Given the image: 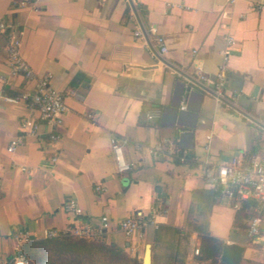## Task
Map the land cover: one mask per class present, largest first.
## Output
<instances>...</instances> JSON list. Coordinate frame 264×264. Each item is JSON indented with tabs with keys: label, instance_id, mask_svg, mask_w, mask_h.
Here are the masks:
<instances>
[{
	"label": "crops",
	"instance_id": "1",
	"mask_svg": "<svg viewBox=\"0 0 264 264\" xmlns=\"http://www.w3.org/2000/svg\"><path fill=\"white\" fill-rule=\"evenodd\" d=\"M18 1L0 0V20L19 23L23 57L36 75L50 74L67 110L56 140L27 136L8 153L27 109L0 100V260L11 256L18 230L37 240L49 229L98 227L106 215V242L139 259L149 243L151 264L196 261L202 237L243 246L238 264H264V243L247 234L250 211L236 217L234 201L203 178L206 163L264 152V0ZM137 29L141 35H134ZM151 29L163 36L166 52H159ZM228 34L236 43L218 100L194 63L212 79ZM5 45L0 33V88L31 89L33 80L11 75ZM153 108L159 116L147 119ZM113 135L130 140L123 153L134 166L126 172L116 170ZM164 138L196 159L153 158L134 147ZM96 184L106 190L96 191ZM69 200L81 214L65 211ZM153 206L164 211L158 227L126 238L119 222Z\"/></svg>",
	"mask_w": 264,
	"mask_h": 264
},
{
	"label": "built area",
	"instance_id": "2",
	"mask_svg": "<svg viewBox=\"0 0 264 264\" xmlns=\"http://www.w3.org/2000/svg\"><path fill=\"white\" fill-rule=\"evenodd\" d=\"M27 2L28 0H19L17 4L24 6ZM151 32L154 35L153 40L157 44L159 52H166L167 48L163 36L156 33L154 29H151ZM0 33L6 35L5 49L7 65L11 75H20L26 80H33L31 89L16 94L8 93L4 87L0 88L1 101L11 104L23 103L27 109V114L20 123L21 133L9 141L6 147L7 152H13L27 136H35L40 142L56 140L59 137L58 129L63 123V116L67 110L63 92L51 84L49 73L36 75L23 57L21 31L17 21L12 18L1 19ZM134 35H141V31L139 29L135 30ZM235 43V39L231 35L225 36L224 45L219 52L221 61L212 79L201 73L199 65L194 63V72L201 80L209 83L210 91L218 100L224 97L227 63ZM184 108L185 105L181 101L180 109ZM159 113V109L153 108L148 110L145 116L147 119H153L159 116ZM90 116V114H87V117ZM42 125L45 126L46 130H40ZM210 141L211 135L208 134L203 145L205 151L209 150ZM129 142L130 140L126 137L113 135L110 138L111 152L115 160L116 170L119 173L126 172L134 166L133 162L125 159L123 153V146ZM134 147L138 150H145L153 158L164 155L180 163L196 159L188 149L181 148L177 140L171 138L160 139L149 145L135 142ZM52 161H55V157H52ZM203 178L215 193L233 200L235 208L239 207V201L251 200L252 214L247 220V234L251 239L262 235L264 229V152L262 154L233 157L226 163H206L203 168ZM94 189L96 191L106 190L102 184H96ZM63 206L67 212L81 214V209L74 200L67 201ZM163 213L164 211L157 206L151 207L147 213L134 211L119 222V227L126 238L133 235L140 237L145 228L158 227V217ZM108 226L109 219L106 215H103L98 227L82 224L64 231L76 236L92 238L103 234ZM60 232L63 231L49 229L45 237H55ZM13 240L14 246L11 256L9 259L0 260V264H30L29 259L23 253V246L31 241L30 234L18 230L13 234ZM193 254L195 256L199 254L198 247L194 249Z\"/></svg>",
	"mask_w": 264,
	"mask_h": 264
},
{
	"label": "trees",
	"instance_id": "3",
	"mask_svg": "<svg viewBox=\"0 0 264 264\" xmlns=\"http://www.w3.org/2000/svg\"><path fill=\"white\" fill-rule=\"evenodd\" d=\"M237 216L249 210L245 216L252 214L251 200L239 201ZM225 243L211 237H202L199 242L200 255L197 263L188 264H227L219 259ZM23 253L30 264H142L125 248L113 242H106L104 234L87 238L73 235L67 231L51 238L43 237L31 240L23 246ZM171 264H186L175 261Z\"/></svg>",
	"mask_w": 264,
	"mask_h": 264
},
{
	"label": "water",
	"instance_id": "4",
	"mask_svg": "<svg viewBox=\"0 0 264 264\" xmlns=\"http://www.w3.org/2000/svg\"><path fill=\"white\" fill-rule=\"evenodd\" d=\"M178 86L180 87L179 90L181 92L183 89V85L179 84ZM174 106L178 110L179 100L174 104ZM180 113H181V111H180ZM252 242L257 243V244H259V243L262 244V243H264V239L257 236V237H254L252 239ZM242 251H243V246H241L239 244H234V243L233 244H226L222 249V253L220 255V260L227 263V264H238ZM140 261L142 264H151L150 244L149 243H145L143 254L140 258Z\"/></svg>",
	"mask_w": 264,
	"mask_h": 264
},
{
	"label": "rangeland",
	"instance_id": "5",
	"mask_svg": "<svg viewBox=\"0 0 264 264\" xmlns=\"http://www.w3.org/2000/svg\"><path fill=\"white\" fill-rule=\"evenodd\" d=\"M200 253H201V252H199V254H198V255H200ZM191 263H197V261H193V262H191Z\"/></svg>",
	"mask_w": 264,
	"mask_h": 264
}]
</instances>
